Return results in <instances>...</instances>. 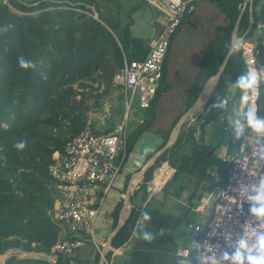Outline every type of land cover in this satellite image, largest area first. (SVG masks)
Segmentation results:
<instances>
[{"label": "trees", "instance_id": "trees-1", "mask_svg": "<svg viewBox=\"0 0 264 264\" xmlns=\"http://www.w3.org/2000/svg\"><path fill=\"white\" fill-rule=\"evenodd\" d=\"M210 1L226 13L228 23L217 27L216 37L209 43L194 89L195 96L201 90V75L204 73L209 78L222 64L231 46L232 32L245 0ZM8 2L24 14L14 12L9 3L0 0V153L3 154V157H0V255L12 248L48 253L60 232V226L49 214L55 198L52 187L54 180L49 175L48 167L53 161V152L62 151L70 137L65 142L56 139L52 147H48L44 140L37 141L36 135L40 134L38 129L44 124L42 116L48 114V110H53L56 118L63 112L67 113L68 117L72 116L74 111L67 112L66 107L70 109L69 96L74 97L78 93L72 86L75 81L84 80L89 73L100 71L103 67L109 68L110 77L113 76L115 69L124 61L123 50L129 46L130 27L134 22L133 13L138 7L129 10L127 24L123 25L121 33L120 23L109 24L112 29L109 30L93 16L75 9L79 7L88 10L91 5L99 7L97 0ZM115 2L120 5V0ZM249 5L251 6V3ZM249 5L245 8L238 26L241 33L249 25ZM255 8L253 4V9ZM38 10L39 13L31 14ZM261 11L260 20L264 21V3ZM190 14L192 13L185 15L181 25ZM8 25L13 27L4 32ZM251 35L252 32L248 37ZM20 56L33 60L36 70L20 68ZM244 73L246 67L241 61V50L238 46L222 73L220 85L203 107L211 108L218 99V91L222 88L225 90L228 82L235 83L237 77ZM162 82L163 78L151 106L145 110V119L128 136L129 154L139 138L149 131L155 122L157 103L165 91ZM65 85L69 87H64ZM82 85L86 86L84 83ZM64 99L66 102L63 104ZM84 111L83 109L82 116L75 117L73 136L80 132L86 123ZM221 112L222 108H214V113L201 119L200 126L206 127L217 119ZM122 115L121 111L115 118H111L109 131L121 122ZM184 127L182 125L180 130ZM172 129L173 127L166 130L165 142L169 139ZM194 131L193 128L189 129L188 133L182 131L172 148L162 154L158 166L161 161L169 160L171 166L176 168V175L187 168L192 169L188 171L192 173L198 167L206 171L208 166L223 164L222 159L214 158V152L209 154L212 148L210 140L195 145L192 154L186 152V143L190 137L193 138ZM46 138L51 139L48 136ZM18 141L25 144L23 150L14 147ZM226 170L227 166L222 167L223 176ZM152 175L153 168L145 173L144 179L150 180ZM119 207L113 212L115 224L118 222ZM135 219L134 215H130L118 233L120 235L113 239L114 246L122 243L121 238L119 239L121 235L129 237V227ZM8 264H46V261L37 258L20 259L13 255L8 259ZM95 264H99V258Z\"/></svg>", "mask_w": 264, "mask_h": 264}, {"label": "built area", "instance_id": "built-area-1", "mask_svg": "<svg viewBox=\"0 0 264 264\" xmlns=\"http://www.w3.org/2000/svg\"><path fill=\"white\" fill-rule=\"evenodd\" d=\"M140 1L163 11L166 24L161 33L151 39L149 52L144 58L125 60L115 69L113 82L122 88L128 98V109L130 106L132 109L136 102L139 109L146 110L151 106L161 85L173 37L177 34L185 15L193 13L200 0ZM256 28L264 38V21L259 22ZM240 46L241 59L246 71L259 69L264 72V39L259 43L244 38ZM263 83L264 78L261 80L258 93L250 94L247 105L244 103L243 116L239 120L242 124L246 123L244 113L248 105L257 110L259 117L264 118V102L261 103ZM222 129L231 131L232 144L237 146V154L223 158V161L228 163L223 178L217 167L212 169V176L220 182L214 210L203 234H200L203 230L201 225L194 227V236L200 237L196 244L202 245L203 249H207L209 244H218L221 251L225 250L227 245L216 225L220 226V230H224L225 225V228L234 234L241 233L240 226L251 219L250 203L235 191L238 182L255 184L258 183L260 176L264 175V138L257 137L247 127L242 129L239 138L236 136L234 125L223 124ZM242 146L244 153L240 151ZM129 156L126 128L120 126L109 133H96L91 118H87L82 130L65 143L62 151L54 152L48 172L54 180L52 187L55 202L49 214L60 226V232L51 251L39 252L38 259L46 261V264H78L79 250L96 239L99 215L106 197L112 190L122 186L120 178ZM165 162L171 166L169 160L160 163L163 166ZM155 174L156 172L153 179L146 182L150 197L158 194L174 173L160 187H155L153 183ZM132 190L134 191V187ZM130 194L129 186L121 196L127 200L130 199ZM233 197L237 200L236 204L232 202ZM239 200H243V210L239 207ZM201 201L197 209L205 211L207 197H203ZM259 227L264 228V225ZM213 232H216L215 236L211 235ZM104 245L105 243L102 244ZM194 249L196 260L199 252L195 246ZM185 253L189 255L190 250L184 249L180 252L183 256ZM0 264H8L7 258L1 260Z\"/></svg>", "mask_w": 264, "mask_h": 264}, {"label": "crops", "instance_id": "crops-1", "mask_svg": "<svg viewBox=\"0 0 264 264\" xmlns=\"http://www.w3.org/2000/svg\"><path fill=\"white\" fill-rule=\"evenodd\" d=\"M121 1V4L124 6L123 10L125 16L129 13L131 8L135 6L138 7L133 13L134 22L130 27L131 35L129 38V46L123 50L124 61L142 59L149 51L150 39L157 37L161 33L165 27L166 19L157 18V20H154L155 18H153V15L148 13L143 14V5L147 3L140 0ZM249 3H251V6H249L250 23L252 16H254V18L256 17L257 8H255L256 10L253 9L252 0H249ZM258 3L261 5L260 9L258 7V21L255 22L253 28L247 33L245 38L261 43L264 38L261 40L260 37L255 36L259 35V31L256 30L257 24L263 21L260 20V17L264 0H255L254 6H258ZM227 23L228 18L226 13L210 0H200L196 10L190 14L187 19H184L169 49L162 82L165 91L157 103L155 122L150 130L145 132L139 138L137 144H135L134 151L131 152L129 158L136 157V160L131 162L129 167L125 166L124 177L129 176L131 188L138 180L136 172L145 166L151 157L162 147L161 144L164 141L166 130L175 127L211 77L208 78L204 73V75H201V90L196 94L197 96H195L194 89L198 83V77L202 69V61L208 52L209 43L215 39L217 27L226 25ZM151 25H155L156 27ZM150 26L153 28L151 34L148 32ZM234 32L235 27L232 34ZM238 32L240 31L238 30ZM250 32H252L253 38L252 35L248 37ZM233 84L238 88L234 82H228L227 87L229 88V86ZM229 93L230 91L227 92L228 106L231 104L234 105L236 102L234 96L231 98ZM139 112L142 113L139 121L143 122L145 119V110ZM221 115L223 121L228 120V117H225L223 113ZM242 116L243 112L237 118L235 116V118H233L234 122L240 120ZM232 117L233 116H229V118ZM217 120L218 119H215L214 121L217 122ZM193 121L194 119H192L190 123ZM223 121L222 124H227ZM182 125L185 126L182 131L185 130L187 133L188 130L192 128L188 127V125L186 126V123H183L180 125L179 131ZM232 125H234V123ZM209 127L211 128V126ZM213 127L212 125V130ZM210 130L211 129L207 132L209 136L208 138L206 136V141L210 140L211 144L212 131ZM188 143L189 142L186 143V146ZM137 152L140 154L139 157L137 155L135 156ZM234 154H237V146L232 144L231 139V146H229L228 153L221 159L223 161L224 157ZM134 163L138 166L136 170L132 168V166L135 165ZM224 166L228 167V163L223 161V164L208 166L206 171L198 167L194 169L193 171L195 172L192 173L188 172L192 169L187 168L185 171L172 175L173 177L167 180L159 193L152 197H150L146 187H140L139 191L132 192L130 194V199L131 203H135L136 208L131 216L134 215L136 219L129 227V237H123L122 235L119 237V239L121 238L122 240L121 244L114 246L112 242L124 225L113 237L110 250L107 253V264H179L180 260L184 259V256L180 254L184 249L190 250L189 258L192 259L193 264H195L194 246L200 237L194 236V227L198 224L202 226L203 230L200 234H203V232L207 230L208 220L213 212L212 206L215 205L217 199V187L220 184V182H217L215 177L212 176V169L217 167L218 172L221 174V169ZM174 168L172 167L173 173ZM221 176L223 175L221 174ZM144 180L142 176L141 182ZM123 184L122 181V185ZM129 184L125 183L124 185L129 186ZM119 189L120 187L114 189L110 202H107L108 196L106 197V201L100 212V215L105 218V221H103L104 224L99 228L95 241L85 245L79 250L77 254L78 264H95L97 258H99L100 262L102 250L105 246H102V244L107 242L117 224H115L113 212L120 205V215V209L123 206V202L120 200V193L124 188L121 190ZM203 197H207V203L205 205V211H200L197 209V206L200 205ZM127 209V205L122 209V217L126 216L128 213ZM144 212H147L150 216V219L147 221L143 220L142 214ZM100 215L98 220L99 223L101 222ZM119 215L118 220L120 218ZM109 227L110 230L105 231V228ZM144 231L152 234L153 239L150 242L140 238ZM119 239H117V241ZM16 255H19L20 259H29L36 258L37 252L24 251L18 248L16 249Z\"/></svg>", "mask_w": 264, "mask_h": 264}, {"label": "rangeland", "instance_id": "rangeland-1", "mask_svg": "<svg viewBox=\"0 0 264 264\" xmlns=\"http://www.w3.org/2000/svg\"><path fill=\"white\" fill-rule=\"evenodd\" d=\"M1 1L3 3H9L8 5L10 6V9L13 10L14 12H17L19 14H24L23 12L18 10L16 7L11 5V3L8 2L9 0H1ZM199 2L200 1L197 2L196 7L198 6ZM97 3H98L99 7H97L96 5H91L88 10H83L79 7L75 8V9L79 12H82V13L88 15V16H93L95 19L99 20L100 23L102 25H104L109 30H112L111 27L109 26V24H111V23L113 24L115 22L120 23L121 27L119 28V32L122 33V27H123V25L125 26L127 24L128 15H129V13L126 16L124 15L125 14L124 10H123L124 6L121 4L122 1L120 0V2H119L120 5L119 4L117 5L115 0H97ZM253 4L255 5V0H253ZM243 7H244V5H243ZM243 7H242V9H243ZM50 8L52 9V7H50ZM195 10H196V8H195ZM39 12H40V10L33 11V12H31V14H37ZM144 13L145 14L148 13L150 15H153V18H155L154 20H157V18L158 19H164L165 18V14L163 11L155 10V9H153L152 6H150V5L148 6V4L143 5V14ZM151 26L156 27L155 25H151ZM151 26L148 28V32H150V34L152 32L151 30H153V28ZM256 30H258V29L256 28ZM152 35H153V33H152ZM255 37H260L262 40V37L260 36V34L258 36H255ZM252 38H253V35H252ZM150 41H151V39H150ZM239 47H241V46L239 45ZM149 49H150V45H149ZM89 74L90 75L87 76L86 79L75 81L72 84L73 88L76 89V91H78V93L74 97L69 96L70 109L68 107H66V110H67V112H70V110H71V112L74 111V114H72V116L70 115V117H68L67 113L63 112L61 116L59 115L56 118V115L53 112V110H48V114H44L42 116L44 124L41 127H39V129H38L40 134L36 135V138H38L37 141L44 140L45 143L48 145V147H52L55 144L56 139H59V140L65 142L69 137L71 138L74 134L72 132V129L74 128L73 123H74L75 117L78 115L82 116V110L83 109L85 110L84 114H83L84 118H86V119L91 118L93 120L94 127H95L96 131H104L106 133H109V132H112V131L118 129L120 126H124L127 130V135L129 136L130 133H132V131L141 123L139 121L141 118V114H142L141 112H139V111H141V109L138 108L136 102L133 104L132 109H131V106L129 109L127 108L128 107V98H126V95H125L124 91L122 90V88L117 86L113 82V77H110L111 76V70H109V68L105 69V67H103L102 70H100V71L97 70V71L91 72ZM82 83L86 84V86H83ZM64 87H69V85H65ZM216 87H217V85H216ZM216 87H215V89H216ZM228 91H230V93H229L230 97L232 98V96H234V99H236L235 100L236 102L234 103V105L231 104L228 106V104H227L226 107L222 108V112L218 116L217 122L213 121L212 123L208 124L204 128L199 126L200 125L199 123L201 122V119L204 118V116H207L208 114L214 113L213 107L209 108V106H204V107L202 106L201 110H199V112L194 116V118H193L194 121L188 125V127H192L195 131L193 134V138L190 137L189 143L186 146V152L187 153L192 154L193 153V147L195 145H199V144L204 143L207 140L206 136H207V138L209 136L207 132L209 131V129H211L210 131H212V125L214 126L216 124H219L221 126L223 139H222L219 147H217L214 150V158L217 160H220L226 153H228L229 146H231V132L225 131L222 129V125H223L222 121L223 120L221 119V116H222L221 114L223 113V115L225 117H228V120L223 121V122L227 123L228 125H232L234 123L233 118H235V116L237 118L243 112L242 110H244V103H245L241 99V97L244 95L243 91L240 88H236L234 86V84L232 86H229V88L226 86L225 90L223 88L220 89L218 91V94H219L218 97L221 99L227 100V92ZM75 100H77V101H75ZM65 102H66V99L63 100V104ZM219 102L220 101L217 99L215 103H219ZM263 102H264V99L261 100V103H263ZM232 105H233V107H232ZM209 109H211V110H209ZM121 111L123 112V115L121 116V122L117 123L115 128L112 129L111 131H109V121H111V118L112 119L115 118L114 116L117 115V113L121 112ZM232 113H233V115H232ZM229 116H233V117L229 118ZM72 117H73V120H72ZM86 119H84V120H86ZM209 126H211V128ZM46 136L51 137V139L48 140L46 138ZM44 138L47 139V141ZM36 142H34V144ZM164 143H165V141H163L161 146H163ZM134 148L132 151H134ZM171 148H169V149H171ZM55 151H57V150H55ZM54 152L52 154V157L54 155ZM136 155L139 157L140 156L139 152H137V154H135V156ZM0 157H3L2 153H0ZM134 160H136V157L129 158L128 162L126 163L125 166L129 167L130 163L133 162ZM160 164H159V166L157 164V166L152 167L153 168V175H152L151 179H153V177H154V172H157L159 170V168L162 167V163H160ZM132 168L136 170V169H138V166L135 164L134 166H132ZM124 171H125V167H124L122 176L120 178V180H121L120 183H122V181H123L124 184L125 183L129 184V182H130L129 176L124 177ZM175 173H176V171L174 172L173 175H175ZM219 174H220V172H219ZM221 177L223 178V176H221ZM143 178H144V176H143ZM150 180L142 181L141 182V188L146 187V182L150 181ZM124 184L119 189V190H121L122 188H124V190H121V193L126 192L130 186V184H129V186H125ZM113 193H114V190H112L109 193L107 202L111 201L110 198L112 197ZM121 193H120V200L124 204L126 200L122 198ZM112 204H113V202H112ZM213 205H214V203H213ZM214 206H212L213 210H214ZM120 213H121V209H120ZM100 218H101V222L98 223V228L102 227V225L104 224L103 221H105V218L102 217L101 215H100ZM106 230L109 231L110 227L105 228V231ZM16 249H18V248L9 249L5 253L1 254L0 255V262H1V260L5 259V258H7V261H8V259L11 256L16 255ZM38 253L39 252H37V254ZM17 257L19 258V255H17ZM32 257H33V254H32Z\"/></svg>", "mask_w": 264, "mask_h": 264}, {"label": "clouds", "instance_id": "clouds-1", "mask_svg": "<svg viewBox=\"0 0 264 264\" xmlns=\"http://www.w3.org/2000/svg\"><path fill=\"white\" fill-rule=\"evenodd\" d=\"M11 27L13 26L8 25L5 27L4 32L8 31ZM18 64L22 69L36 70V63L23 56L18 57ZM44 78L46 79V76ZM262 78H264V72H261L259 69H249L246 73L237 77L235 83L243 91L244 95L241 99L246 105L250 100V94L258 93ZM215 79L216 77H213L209 82H213ZM218 100L220 102L214 103L212 107L224 108L227 106L228 101L226 99L218 97ZM244 115L245 124H242L239 120L234 122L237 138L242 134L244 127L251 129V132L257 137L264 138V118L259 117L257 110L250 105L247 106ZM14 147L18 150H23L25 144L18 141ZM240 151L244 153L243 146ZM235 191L240 197H243L250 203L249 214L251 219L240 226L242 228L241 233L235 234L227 230L225 225L224 230H220V226L217 224L216 228L224 236L227 248L221 251L218 244H209L207 249H203L202 245L195 244V248L199 252L196 264H264V228L259 227V225H264V175L260 176L258 183L255 184L249 185L238 182V187ZM232 202L236 204V198L233 197ZM239 207L243 210V200H239ZM142 216L145 221L150 219L147 212H144ZM211 235L215 236L216 232L211 233ZM140 238L150 242L153 236L151 233L144 231ZM206 253H211V255ZM179 264H193V260L185 253L184 259L180 260Z\"/></svg>", "mask_w": 264, "mask_h": 264}, {"label": "water", "instance_id": "water-1", "mask_svg": "<svg viewBox=\"0 0 264 264\" xmlns=\"http://www.w3.org/2000/svg\"><path fill=\"white\" fill-rule=\"evenodd\" d=\"M247 5H249V0H245L244 1V7H243V9L241 11V15H240L239 19L237 20V23L235 24V32L232 34L231 46H230L227 54L225 55L222 64L220 65V67L217 70V72L208 79L207 83L211 80V78L216 77V79L214 81L216 82L217 87H218V85L220 84V81H221L222 73H223V71H224L227 63L229 62L232 54L234 53L235 49L240 45L241 41L245 38V36L247 35V33L253 28L255 22L258 21V18L259 17H257L258 16L257 13H258V7H259V9L261 7L260 3H258L257 4L258 6H256V8H257V12H256L257 19H256V17L254 18V16H252L251 21H250L249 26L247 27V29H245L242 33L238 32L237 28L239 26V23H240L242 14L244 13V10L247 7ZM207 83L205 84V86L202 89V91L198 94V96L195 99V101L190 105L189 109L185 112V114L183 115V117L179 120V122L172 129V132H171V134L169 136V139L151 157V159L147 162V164L145 166H143L139 171L136 172L137 173L138 180L132 186V188L130 187V190L133 189V187H134V191H139L140 190V187H141L140 178L142 176H144L145 173L149 169H151L154 166H157L158 162L160 161V158H161L162 154L174 145V143L176 142L178 136L180 135V133L182 132V130L185 128L184 127L182 130L176 132L177 126L180 123H182L183 119L186 118V126H187L190 123V121L194 118V116L199 112V110H201V107L211 99V97H210L209 99L203 101L204 98H205V96H206V94H207V88H206ZM222 138H223V134H222L221 126L219 124L214 125L213 130H212V135H211V146H212V149L210 150V153L209 154H212V152L214 151V149L218 147V145L222 141ZM134 191L131 190V193L134 192ZM129 202H130V204H132V207L129 210V213L125 217H122V209ZM135 208H136L135 207V203H131V200L130 199H127L125 201V203L123 204V206L121 208L120 218H119L117 224L115 225L114 230L112 231L111 235L109 236L107 242L105 243L104 249L102 250V257H101V260H100L99 264H107V253L110 250L111 241H112L113 237L115 236V234L125 224V222L130 217V215L132 214V212H134Z\"/></svg>", "mask_w": 264, "mask_h": 264}, {"label": "bare ground", "instance_id": "bare-ground-1", "mask_svg": "<svg viewBox=\"0 0 264 264\" xmlns=\"http://www.w3.org/2000/svg\"><path fill=\"white\" fill-rule=\"evenodd\" d=\"M213 84V85H212ZM216 82L213 81V82H208L207 85H206V88H207V94L204 98L203 101L209 99L212 95V92L214 90V88L216 87ZM211 86V87H210ZM202 101V102H203ZM183 123H186V118L183 119L182 123H180L177 128H176V132L179 131V127L181 124ZM173 174V169L172 167L168 164V163H164L163 166L156 172L155 174V178H154V184H155V187H160L161 185H163V183L169 178L170 175ZM127 210H128V213H129V210L131 209V204L130 202L127 203ZM127 213V214H128ZM126 214V215H127ZM125 217V216H124Z\"/></svg>", "mask_w": 264, "mask_h": 264}]
</instances>
